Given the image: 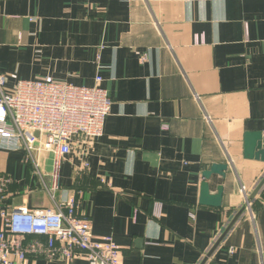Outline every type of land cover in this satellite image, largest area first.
Masks as SVG:
<instances>
[{"label": "crops", "instance_id": "obj_1", "mask_svg": "<svg viewBox=\"0 0 264 264\" xmlns=\"http://www.w3.org/2000/svg\"><path fill=\"white\" fill-rule=\"evenodd\" d=\"M0 66L9 88L103 78L104 136L62 184L122 264H200L264 176L244 158L246 133L264 135V0H0ZM0 173L8 205L51 207L22 151L0 149ZM207 264H264V191Z\"/></svg>", "mask_w": 264, "mask_h": 264}, {"label": "built area", "instance_id": "obj_2", "mask_svg": "<svg viewBox=\"0 0 264 264\" xmlns=\"http://www.w3.org/2000/svg\"><path fill=\"white\" fill-rule=\"evenodd\" d=\"M102 83L101 76L93 87L47 77L19 81L9 88L0 66V149L24 153L25 163L51 202L50 208L41 209L8 205L14 182L0 173V264L40 259L122 264L113 238L93 235L91 220L80 210L81 192L65 191L62 184L64 164L87 156L104 136L112 101ZM46 154L52 157L50 188L42 170L41 156ZM88 169V163L75 167L76 178L88 174ZM241 194L245 200L250 195L245 187Z\"/></svg>", "mask_w": 264, "mask_h": 264}, {"label": "water", "instance_id": "obj_3", "mask_svg": "<svg viewBox=\"0 0 264 264\" xmlns=\"http://www.w3.org/2000/svg\"><path fill=\"white\" fill-rule=\"evenodd\" d=\"M244 158L246 160H255L264 163V135L260 132H248L244 138ZM264 191V176L255 186L254 191L249 195L247 200L244 202L243 206L236 212L233 218L230 220L228 225L222 231L217 241L214 243L212 248L207 253L206 257L202 260L200 264H207L209 259L213 256L215 251L227 238L239 220L246 214L250 209L251 204L255 201L257 196H259ZM219 207V204L216 205Z\"/></svg>", "mask_w": 264, "mask_h": 264}, {"label": "rangeland", "instance_id": "obj_4", "mask_svg": "<svg viewBox=\"0 0 264 264\" xmlns=\"http://www.w3.org/2000/svg\"><path fill=\"white\" fill-rule=\"evenodd\" d=\"M49 156L50 155H48V154L42 155V157H41L42 158V161L45 160V158L46 157H49ZM42 170H43V172L45 174L46 183H47L48 187L50 188L51 187V175H50L51 173L50 174H47V172L45 171V167H43V166H42ZM36 188H37V190L40 189V183L39 182L36 183ZM42 192H44V191H42ZM26 193L29 194V190L28 189H27Z\"/></svg>", "mask_w": 264, "mask_h": 264}]
</instances>
